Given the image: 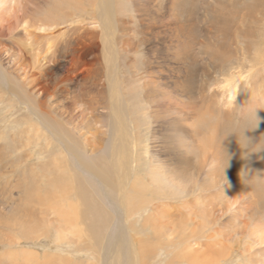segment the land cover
<instances>
[{"label":"rangeland","instance_id":"374dc122","mask_svg":"<svg viewBox=\"0 0 264 264\" xmlns=\"http://www.w3.org/2000/svg\"><path fill=\"white\" fill-rule=\"evenodd\" d=\"M23 1L26 0H21ZM73 1H75L76 8L74 12L68 10L71 17L57 26L49 27L46 24L43 26L36 21V18L30 17H25L23 22L17 19L16 22L14 17L16 14L13 11L16 4L12 0H8V3L0 7V25H3L0 27V156L3 154L0 157V264H67L65 262L69 261L65 252L54 249L56 246L53 239L56 233L53 223L48 227V231L30 233L32 220L31 224H23L22 217H27L20 214L17 210L18 206L14 204L21 197L20 190H22L21 187L16 188V183L28 189H33V185L36 184L35 192L39 190L42 193L44 199H42L41 206L46 204L44 208L50 219L56 218V213L51 211V207H55V202L59 205V202L61 204L64 199L65 202L76 203L71 196H67L64 183L50 184H53L50 180L53 177L51 175H54L56 169L58 170L57 167L62 158L60 154H50L52 147L46 143L45 139V136L48 138L50 134L44 129V125L52 132L56 129L55 126L54 129L52 127L55 121L64 125L66 129L74 126L73 137L78 138L81 134L84 138L87 137L90 145L85 147L83 153L89 161L101 156L97 143H101L103 147L105 140L110 136L106 76L100 75L96 79V84L83 85L82 81L87 72L93 71V68L96 69L98 64L94 63L99 61L98 63H102V66H108V64L103 65L99 57L89 56L86 60L95 67L82 65L81 56H79L83 47L89 48L92 44L89 34L98 31V18L95 16L94 9L92 12L85 11L87 5H82V3H89V0H77V3L76 0H67L70 4ZM46 3L45 0H34L30 7L34 8L35 5L38 9L46 8ZM54 3H56L55 0ZM120 7L117 18L121 24L116 22L117 18L113 14L112 31L116 37L119 36V30L125 29L123 39L131 44L128 51L120 53L118 67L121 77L119 78L122 81V90L125 91L128 88L137 93L132 105L129 102L130 116L135 118H130L132 119L130 135L131 141L134 142L133 148L135 147L134 159L136 161L134 163L141 161V168H143L142 171L137 167L132 169L134 175L139 171L142 172L140 175L143 176L147 184L146 188L150 191L142 195V200L140 198L138 199L140 201H136L139 204L137 209L140 211L132 214L131 220H125L132 230L130 231L132 237L140 243L143 242L142 244L145 243L143 246H146L147 251L145 252L147 253L144 255L147 254L145 259L149 262L148 264H165L178 253L188 254V256L190 254V260L196 254L197 262L201 264L205 263V260L207 264H264V211H262L264 208H258L260 204L257 201L258 192L264 188V147L262 153L261 150H257L252 154V160L248 159V164L251 163V166L238 162L237 166L232 167L231 162L221 158V164L225 168L219 170L221 172L219 178L211 179L217 180V185L210 190L199 192L198 186L207 183L212 177L208 176V173L220 165L210 157L211 150L207 151L209 148L207 139L210 137L223 150V147L226 148L224 143L226 136L222 138L219 135L220 137L215 140V134L212 135L207 128L201 130L206 133L204 136H195L194 133L199 128L200 122L196 119L197 115H194V110L200 106L199 101L186 98L179 101L176 99L181 94L179 83L190 72L192 64L197 66L195 69L199 72L195 86L197 85L196 90L202 93L199 94L200 96L197 95L198 98L204 96L203 98L209 99L212 93L214 96L221 94V86L226 83L224 80L231 72L237 74L236 71L230 70L231 67L237 66H241L238 69V75H242L238 84L240 87L237 89L239 94L240 88L243 84L245 85L246 76L257 74V71L264 67V53L259 51L260 48L264 49L262 45L264 42V5L263 8L258 7L256 12L254 10L255 17L263 20L261 26H257L254 19L250 18L252 28H259L263 31L258 33V36L253 34L250 28L252 35L247 36V39L242 38L244 42L247 40L252 42L248 52L239 51L238 46L231 44L229 50L234 58L232 64L225 63L224 65L212 60L211 55L219 53L220 45L218 44L222 40L218 31L221 25L218 20L219 12H223L224 17L230 19L228 14L233 11L230 0L226 2L223 0H122ZM260 11L262 14L259 13ZM239 20V17L232 21L230 19V31L235 29V23L238 24ZM9 24L11 27L7 29ZM40 25L44 31H37ZM46 41L54 42L53 49L45 57L42 69L37 68L33 71L35 55H44ZM65 44L69 45L70 52L60 57L58 56L59 49ZM97 46L99 49L94 46L97 49L95 53L102 49L100 42ZM239 47L244 49L241 45ZM257 86L263 87L262 84H257L254 87L256 92L259 88ZM25 95L35 100V103L33 102L35 105L30 104L31 110L38 113L36 105L39 101L43 104H40L42 109L51 110L50 116L53 121H48L49 124L41 126L34 116L29 115L30 118L33 117L30 119L28 116L30 107ZM102 97L106 99L102 100ZM249 97L248 93H244L241 97L237 95L232 101L231 108L233 104L241 108L234 113L238 115L237 117L242 114L243 110L240 100L247 101ZM224 100V98L221 102L217 98L215 100L220 109L223 107ZM145 101H149L151 106L145 104ZM204 104L205 107L208 106L206 102ZM212 105L208 107L207 112L212 110ZM205 107L203 111H206ZM227 109L225 106L222 110ZM205 118L207 119H203L204 122H209V117L205 116ZM81 121L83 124L79 123ZM234 122V127H231L233 123L229 121L223 124L225 126L223 133L227 136L230 135L231 128L232 133L236 130L238 124ZM261 129L263 136L260 144L264 146V123ZM201 140L206 141L207 148ZM72 145L74 146L73 143ZM206 151L209 153L203 155ZM256 152L259 153L257 156L259 159L254 156ZM180 156H186L187 159V167H185L187 178L191 180L192 175L196 173V184L193 178L191 181L185 179L178 189L162 179H158L161 180L159 182L149 181L147 175L149 168L159 169L161 167L160 170L168 172L167 175L174 178L170 172L171 169L176 170L181 165ZM77 158L80 160L81 155L77 154ZM42 162H49L50 166L41 171ZM71 168V172L65 171L66 179H70L68 175L72 173L81 176L74 172L73 166ZM44 176H47V183ZM132 176L133 174L130 178ZM249 177H252L253 182ZM69 179L66 182L67 187ZM113 179L117 182L116 176H113ZM226 192L232 195L228 196ZM28 201L22 199L23 203L27 202L23 207L28 205L29 208H33L29 203L34 204ZM64 206L67 208V205ZM75 207L79 208L77 203ZM109 218L112 219V215L109 214ZM10 221L12 225L15 221L17 223L13 227L10 225L5 227ZM112 221L113 219L110 222ZM106 223L109 224V222ZM80 226H82L81 223ZM79 233H82L81 240L76 241L73 238L75 242L72 239L68 241L74 243L75 251L77 246L83 247L82 251H86L91 243L87 240L86 232L80 231ZM66 242L64 240L60 247L64 248ZM170 242L173 244L172 248L166 247ZM77 252L74 257H70L72 262L70 264H96L94 259L86 261V258ZM153 255L156 257L153 258ZM172 262L176 264L175 261L172 260Z\"/></svg>","mask_w":264,"mask_h":264},{"label":"bare ground","instance_id":"6f19581e","mask_svg":"<svg viewBox=\"0 0 264 264\" xmlns=\"http://www.w3.org/2000/svg\"><path fill=\"white\" fill-rule=\"evenodd\" d=\"M33 1L34 0H26V1L21 2V0H12V2L16 4L13 7V11L16 14V16L14 15L16 22H17V19H19L18 20L19 22H23V20H25V17H28V18L30 17L33 19L36 18V21H39L41 24H43V26L44 24H46L47 27L57 26L61 24V22H64V20H66L68 17H71L70 11L68 10H71L72 12H74L76 8L75 1H73V3L70 4L69 2H67V0H59V1L55 0L56 3H54V0L53 2L51 0H45L48 3V4L46 3L47 7L38 9L37 7H35V5H34V8L30 7V4L33 3ZM223 1L226 2V0H223ZM6 3H8V0H0V7L5 5ZM76 3H77V0H76ZM220 3L223 4L221 1ZM83 4L87 5L86 6L87 10H85L86 12H92V9L95 10L96 12L95 16L98 18L97 19L98 31L92 32L89 34L90 35L89 38L92 41L90 43L92 44L90 45L89 48L83 47L82 48L83 51L79 52V56H81L80 62L82 65L95 67L93 64L88 63L86 58H88L89 56L94 57V58L99 57L102 60L103 65L107 63L108 66L107 65L102 66V63H98L99 61L97 60L98 62L94 63L96 65L98 64L96 69L93 68V71L91 70L90 72H87V75L83 77L82 81H83V85L88 84V83L96 84L95 83L96 79L100 75L106 76V83L108 87L107 104H108V109H109V124L111 127L110 136L108 139L105 140V145L103 147L101 146V143H97V145L99 146L98 148L101 151V156L96 158L93 161H89L87 158H85L83 151L85 147L89 146L90 144H88L89 142L87 140V137L84 138L81 133H80L81 135L78 138L76 136L73 137L72 133H74L75 131L74 126L71 129H66L64 125L55 121L54 123H52L53 124L52 127L54 129V126H55L56 129L52 132L51 129L47 128L46 125H44L45 127L44 129H46L47 133L49 132L50 134V137L48 136V138L47 136H45L46 143L50 145V147H52L50 149V154L52 155L60 154L62 158L60 165L57 167L58 170L56 169L57 172L55 171L54 175H51L53 176L51 177V179L48 176V179L52 180L51 182H53V184L52 183L50 184L55 185L56 183H60V184L64 183L67 189V193H68L67 196H71V198L75 200V202L77 203V207L79 208L77 209L75 207L76 203H73L72 201L65 202L64 199H62V201L60 200L62 202L61 204L59 202V205H58L55 202L54 203L55 207L54 206L51 207V211L54 212V214L56 213L55 214L56 218L50 219L49 215H47V212L45 211V208H44L46 204L43 203L45 205L41 206L42 199H44L42 197V193L39 192V190L38 192H35L36 184L33 185V189H28L27 187L20 185V183H16V188L18 187L22 188V190H20L21 197H19L18 202L14 204L15 206H18L17 207L18 212H20V214L25 215L27 217V218L22 217V219H24L23 224L25 225L28 223L31 224V220H32L33 224L32 226L30 225L32 227L31 230H29L30 233H34L38 231L44 232V230L48 231L47 230L49 229L48 227H50V225L53 223L55 227L53 228L56 233V237L53 239L54 245L56 246L54 249H60V252H65L64 254L68 256L69 261L67 260V262H65L66 261L65 259V261L63 262L67 264L72 263L70 257H74L77 251H79V253L82 254L86 258V261L90 259H94V262L96 264H148L149 262L146 261L145 259V256H147V254L144 255V253H147L145 252L147 251V249L145 248L146 246L145 247L143 246L145 243L142 244L143 242L140 243L139 240L134 239L132 237L131 232H130L132 230H130L129 225L125 221L126 219L131 220L130 217L132 216V214L134 215L136 212L140 211V210L138 211L137 209V206H139V204L136 201L140 198H141L140 200H142V197H143L142 195H145V193L150 192V191L147 190L146 188L147 184L144 181L143 176L140 175L142 173L140 171H142L143 169L141 168L142 167L141 161L140 162L137 161L136 164L134 163V161H136V159H134V148L135 147L133 148L134 142L131 141L132 137L130 135L131 133L130 129L132 128V127L130 128V124H131L130 121L134 117L132 118L130 116L129 102L132 105V103L136 99L137 93H135L133 90H128V88L125 91L122 90V81L119 78L121 77V75L119 76L120 69L118 67L120 53L128 51L131 48V44H129L127 40L123 39L125 36V33H124L125 29L122 28V30H119L120 32L119 36H116V37L114 36V33L112 31L113 14L117 18L119 14L118 11H120V8H121L120 5H122V0H95V1L89 0V3L85 2V3H82V5ZM230 4H232L233 6V11L230 12L231 14H228L230 16L231 21L233 19H238L239 17L240 22H238V24L235 23L236 24L235 29L233 31H230L229 30L230 23H231L230 19L225 18L223 12L222 13L219 12L220 14H219L218 20L221 25L219 27V30L218 28L217 30L219 31V34L222 36V40L218 44L220 45L218 48L219 53L217 52L211 55L212 60L218 61L220 64H223V65L225 63L232 64V60L234 57H233L232 52H230L229 50L230 49L229 47H231V44L238 46L237 48L239 51L243 50V52L244 51L248 52V49H250L249 47L252 45V42H248V40L244 42L242 38L247 39L250 35H252L250 34V31H249L250 28H251V32L255 35H258V33H261V31H263L259 28H252V22L250 21V18L254 19V23L257 26H261L263 24V20H259V18L257 19L254 13L258 10L257 9L258 7L263 8L264 0H230ZM241 11H243V13H241ZM259 13L262 14L261 11ZM8 21L9 20H7V22ZM116 22L118 24H121V21L118 18L116 19ZM10 25L11 24L7 25L8 26L7 29H10L11 27ZM0 27H3V25H0ZM37 31L41 32V31H44V29L40 25L37 28ZM78 37H81V36H78ZM258 40L259 39H257V41ZM263 41H264V38H263ZM99 42H100V46L102 49L99 50L98 53H95L97 52V49H99L97 46ZM240 45L244 49H241L239 47ZM262 45L264 46V42ZM53 46H54V42L46 41V46H45L46 49L44 51L45 52L44 55L42 56L39 54L35 55V58H34L35 63L34 65H32L33 71L37 70V68L38 70L42 69L43 67L42 63L45 62V57L48 55V53L52 51ZM94 46H96L97 49L96 47L94 48ZM68 47L69 45L65 44L61 49H59L58 56L63 57L64 55L68 54L70 52L68 50ZM259 51L264 53V49L260 48ZM192 65L193 67L191 68V70L189 69L190 72L186 75L185 78L181 80V83H179L180 89H181L179 90L181 91V94L179 93L180 94L178 95L179 98H176V99L179 101L183 98H186L187 100H192V101L198 100L199 101L200 106L196 107L197 109L194 110L195 114L193 113L195 116L197 115L196 119H199V122H200L198 124L199 128L197 129L196 133H194L195 136L198 135L199 137H201L200 135L204 136V134H206L205 132L201 131L202 128H207L208 130H210L211 131L210 133H212V135L215 134V140L218 139V137H220L219 135H221L222 138L226 136L224 138L225 139L224 143L226 144V148L223 147L224 151L221 149L220 146L218 147L216 145V142L215 141L213 142L210 137H208V139L206 138L209 142V145H208L209 148L207 149V151L211 150L210 157H212L220 165L219 167H216V168L214 167L215 169L211 170L208 173V176H212V177H210L207 183L205 182L201 186H198L199 192H202L204 190L206 191L210 190L215 185H217V182H216L217 180H211V179H216L217 177L219 178L221 174L219 170H222V168H225V166L221 164L222 159L226 160L227 162H231L232 164L230 165H232L233 167V166H237L238 162L243 163V164H246V163L248 164V161L252 160L251 158L252 154L257 150H261V153H262V150H263L262 148L264 146H261L260 143L262 142H260V140L263 136L261 133V130H262L261 127L264 123V83H263L264 67H261L259 71H257V74H252V75L249 74L246 76L245 85L244 84L242 85V87L240 88L241 91L239 90V94L237 92V89L240 87L238 84L240 83L239 80L242 78V75H238V71H239L238 69L241 66H237L234 68L231 67L230 70L236 71L237 74L235 75V73L231 72L229 77L224 80L226 81V83L222 84L221 86L222 87L221 94H218V95L216 94V96H214V94L212 93L209 99H206V98H203L204 96H201L200 98H198L197 96L199 94L201 95L202 93L201 91H197L196 90L197 85L195 86V81L197 79V75L199 72L198 70L195 69L197 66L195 67V64H192ZM125 78H128V77H125ZM259 83L262 84L263 87L257 86L259 88H257V92H256L254 87ZM244 93H248L250 97L247 101L245 99L240 100V102H242L241 106H243L242 108L243 110H242V114L239 117H237L238 115L234 113L236 110H240L241 108L238 106H235V104H233V107L231 108L232 101L236 99L237 95L238 97L239 96L241 97V95ZM25 97L27 99L26 102L29 104V107H30L28 111L29 113L28 116L32 115L34 116V119L37 118V123L40 124L41 126H43V124H49L48 121H53V119L50 116L51 110L42 109L40 106H42L43 104L41 102L39 103L38 101V105H36L38 113H36L34 112L35 110L34 111L31 110V107H32L31 105H35L34 104L35 100L33 99V97H28L27 95H25ZM103 98L104 97H102V100ZM216 98L219 99L220 102H221V99L223 98L225 99L223 102L224 104L222 105L223 107H221V109L219 108V105L215 103ZM145 102H146L145 104H147L148 106L150 105V103H148L149 101H145ZM205 102L208 104V106L206 105V107L204 104ZM210 105H212L213 108L212 110L207 112L208 107ZM225 106L226 108H228L226 111L222 110ZM204 107L206 111H203ZM253 111H256V115L258 117L259 122L257 126L252 116ZM205 116L209 117V122L207 121L204 122L203 119H207L205 118ZM82 121L79 123L83 124ZM196 121H195V124L197 123ZM228 121L229 123H233L234 121H236V123L238 124V126H236L237 127L236 130H234L233 133L231 132L233 131V129L231 128L230 135H228L229 137L226 135V133H223L224 131L223 129L225 127L223 124H225ZM234 123L231 124L232 125L231 127H234ZM202 125H206V126L203 127ZM247 127H248V130L245 131V135L249 137L251 141H245L242 137H240L241 130L245 128L247 129ZM228 131H229V128H228ZM238 138L240 139V143H238V140H237ZM202 142L205 144L207 148V145L205 143L206 141H202ZM72 143L74 144V146L72 145ZM102 143H104V141ZM51 144L53 145L51 146ZM241 145H246V146L242 147ZM207 151L206 153L204 152L203 155H207V153H209ZM76 153L81 155V158H79L80 160H78ZM220 153H222L221 156H219ZM2 155L0 157H2ZM258 155L259 153L256 152V154L254 155L255 158H257ZM257 159H259V157ZM252 162L254 163V161ZM186 163H187L186 156L181 157L180 159L181 165H179V168L178 169L176 168V170L171 169L170 173L174 176V178L171 177L172 179L169 177L170 175L169 176L167 175L168 172H165L164 170H160L161 167L159 169L149 168V170L147 171L148 179L150 182H153V181L159 182L161 180H158V179H162V181H168L169 183H171V186L172 185L176 186V188L178 189H179V185L182 186L180 183L183 182L185 179H187V181H191L193 178V181H195L194 184H196L197 182V180H195L196 173L195 174L193 173L194 175H192V178H190L191 180H189V177L187 178L188 176L187 170H186L187 168H185L187 167ZM48 166H50L49 162H46V163L42 162L41 171L45 170V168H48ZM72 166L74 168V172L80 174L81 176H76L74 173L69 174L68 176H70V179L69 178L68 179L70 181L67 187L66 182L68 179H66L67 178L66 172L67 171L71 172ZM226 166H228V164ZM136 167L138 169L139 168L141 169L138 174L134 175L133 169H136ZM220 167L221 169H219ZM132 174L133 176L130 178ZM113 176H116L117 182L114 181ZM30 178H31V175H30ZM44 179H46V183H47V176H44ZM250 179L253 182L252 177ZM50 180L48 181V183L50 182ZM251 180L249 182H251ZM260 187L262 188V185ZM181 188L180 190L182 192ZM153 191L155 190L153 189ZM189 191H191V189H189ZM188 193H192V192H188ZM227 195L231 196L232 194L228 193ZM258 195H259V199L257 198V201L259 202L260 205L258 204L256 205H258V208L260 207L264 208V188L263 190L258 192ZM55 197L56 196H54V198ZM164 198L165 197H163V199ZM22 199H25V200L27 199L29 200L28 203L32 202L36 206L34 207V205L29 203L30 206H33V208L31 207L29 208L28 205L26 207H23L25 204H27V202L23 203ZM65 199H67V197ZM213 199L215 198L213 197ZM145 204L147 203L145 202ZM64 205H67V208ZM38 206H41V207H38ZM159 212H160V209H159ZM109 214L112 215V219H113L112 222H110L112 219L110 218H109L110 220L108 219ZM18 220L20 222V219ZM27 220H30V222H27ZM50 220H53V221L50 222ZM145 220H148V219H145ZM106 222H109V224H107ZM14 223L16 224L17 222L15 221ZM80 223L82 226H80ZM15 224L12 225L10 221L6 224L5 227L9 225L10 227L11 226L13 227ZM155 230L156 229H154V231ZM80 231L86 232L85 234L88 236L87 240H89V242L91 243V245L89 244L90 247L87 248L86 251H82L83 247H78V246L76 247V251H75L74 243L70 242L71 239L72 240L75 239L76 241H79L82 239L81 238L82 233H79ZM259 232H260L259 234L261 235L262 234L261 231ZM24 233L26 232L24 231ZM68 239L70 240L68 241ZM64 240H66L67 242L64 244L65 247L62 248L60 246ZM172 246L173 244L170 242L167 244L166 247L172 248ZM93 252H95L98 256ZM149 252L151 251L149 250ZM151 254L152 253H150V255ZM154 257L156 256L153 255V258ZM197 258L198 257L195 254V256H192L190 260V254L188 256V254L183 255L181 253H178L175 256L173 255L171 259L175 261L176 264H183L184 262H186V264H201V262H197ZM171 259L166 261L165 264H173L174 262L171 263L172 261ZM208 261L210 262L209 259ZM205 263L207 264L206 260H205Z\"/></svg>","mask_w":264,"mask_h":264},{"label":"clouds","instance_id":"9594fccd","mask_svg":"<svg viewBox=\"0 0 264 264\" xmlns=\"http://www.w3.org/2000/svg\"><path fill=\"white\" fill-rule=\"evenodd\" d=\"M252 116H253V118L255 120V124L257 126L259 121H258V117L256 115V111H253ZM247 130L248 129H244L243 131H241L240 132V137H242L245 141H251L250 138L245 135V131H247ZM237 140H238V143H240V139L238 138ZM241 146L243 147V146H246V145H241ZM229 159H230V157H229Z\"/></svg>","mask_w":264,"mask_h":264}]
</instances>
